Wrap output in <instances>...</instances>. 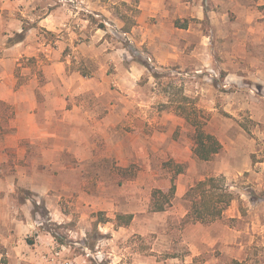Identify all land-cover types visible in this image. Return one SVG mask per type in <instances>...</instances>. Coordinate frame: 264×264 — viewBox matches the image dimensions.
Segmentation results:
<instances>
[{"label": "rangeland", "instance_id": "obj_1", "mask_svg": "<svg viewBox=\"0 0 264 264\" xmlns=\"http://www.w3.org/2000/svg\"><path fill=\"white\" fill-rule=\"evenodd\" d=\"M141 2L0 0L11 9L38 5L48 20L39 30L40 72L50 57L66 74L103 76L112 91L120 83L129 109L125 149L94 142L92 159H76L75 171L72 159L57 172L38 152L2 153L0 264H264V0L150 1L142 16ZM122 15L135 25L140 17L142 33L135 25L122 33ZM143 35L176 44L169 48L182 65L157 64L135 44ZM130 66L140 73L129 76ZM179 107L221 143L210 161L194 155V128ZM209 177L224 178L234 200L218 221L190 222L185 194ZM171 178L183 196L152 211L154 190ZM100 214L109 222L98 223ZM117 215L132 221L118 227Z\"/></svg>", "mask_w": 264, "mask_h": 264}, {"label": "crops", "instance_id": "obj_2", "mask_svg": "<svg viewBox=\"0 0 264 264\" xmlns=\"http://www.w3.org/2000/svg\"><path fill=\"white\" fill-rule=\"evenodd\" d=\"M150 1L153 6L165 2L142 0L137 9L142 12L141 16L145 14L144 10L151 8ZM17 11L22 20L16 19ZM138 18L132 32L141 34ZM47 22L40 17L38 5L21 9L0 7V127L4 130L0 136V156L6 150H14L18 157L24 158L30 156V151H35L44 160L53 159L51 163L57 172L66 170L65 159L69 162L72 159V165L67 166L70 171H75L77 166L73 167V163L76 159L81 158V162L92 159L94 142H115L116 151L125 149L121 138L129 119V109H126L124 88L120 83L118 89L112 91L102 86L106 82L103 76L66 74L61 62L50 57L51 62L42 66L40 72L39 30L46 27ZM14 33L18 38L11 41ZM135 44H145L159 65L183 63L176 49L169 48L176 44H170L163 35L152 40L143 35ZM121 49L118 51L125 55L126 50ZM30 60L36 63L37 70L32 67L34 64L27 65ZM135 71L140 73L137 67L130 66L126 73L132 76ZM123 73V70L119 71L115 78H120ZM40 76L44 78L43 84L39 83ZM21 78H24L23 82H20ZM134 113L133 109L132 118ZM114 156L119 157V154ZM183 194V189L176 187L175 195Z\"/></svg>", "mask_w": 264, "mask_h": 264}, {"label": "trees", "instance_id": "obj_3", "mask_svg": "<svg viewBox=\"0 0 264 264\" xmlns=\"http://www.w3.org/2000/svg\"><path fill=\"white\" fill-rule=\"evenodd\" d=\"M126 6V3H124ZM121 20L124 22L122 33H129L135 21L131 24L126 15H122ZM99 29L105 30V26L100 24ZM183 28V27H178ZM147 67V65H145ZM83 76H86L83 74ZM180 115L194 128V155L200 161H210L215 155L222 150L221 143L212 135L206 133L203 129L204 122L198 121L197 118L184 107H179ZM175 174L182 173V167L176 165ZM176 193V186L172 180L170 188L164 192L156 189L152 194V211L163 212L171 206V200ZM185 199L189 203L186 219L190 222L201 224H212L218 221L223 213L229 208L234 200V195L229 191L228 186L222 177H209L190 187L185 194ZM98 223H107L108 219L99 215ZM132 221L131 215H117L115 223L118 227L128 226Z\"/></svg>", "mask_w": 264, "mask_h": 264}]
</instances>
